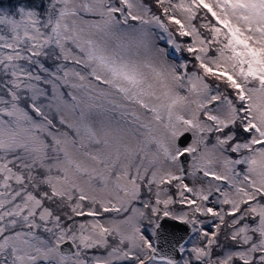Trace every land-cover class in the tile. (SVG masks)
<instances>
[{
  "label": "snow or ice",
  "instance_id": "snow-or-ice-1",
  "mask_svg": "<svg viewBox=\"0 0 264 264\" xmlns=\"http://www.w3.org/2000/svg\"><path fill=\"white\" fill-rule=\"evenodd\" d=\"M0 264H264V0H0Z\"/></svg>",
  "mask_w": 264,
  "mask_h": 264
}]
</instances>
